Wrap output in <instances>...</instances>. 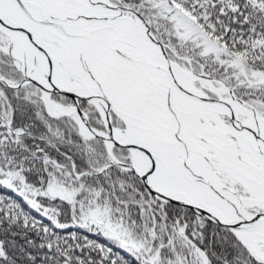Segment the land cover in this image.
Returning a JSON list of instances; mask_svg holds the SVG:
<instances>
[{
  "label": "snow or ice",
  "instance_id": "obj_1",
  "mask_svg": "<svg viewBox=\"0 0 264 264\" xmlns=\"http://www.w3.org/2000/svg\"><path fill=\"white\" fill-rule=\"evenodd\" d=\"M0 264H264V0H0Z\"/></svg>",
  "mask_w": 264,
  "mask_h": 264
}]
</instances>
